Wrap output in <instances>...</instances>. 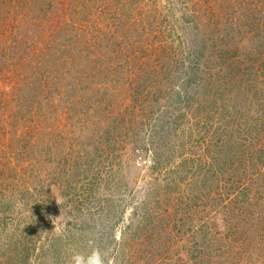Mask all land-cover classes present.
<instances>
[{
    "label": "rangeland",
    "instance_id": "374dc122",
    "mask_svg": "<svg viewBox=\"0 0 264 264\" xmlns=\"http://www.w3.org/2000/svg\"><path fill=\"white\" fill-rule=\"evenodd\" d=\"M264 264V0H0V264Z\"/></svg>",
    "mask_w": 264,
    "mask_h": 264
},
{
    "label": "clouds",
    "instance_id": "9594fccd",
    "mask_svg": "<svg viewBox=\"0 0 264 264\" xmlns=\"http://www.w3.org/2000/svg\"><path fill=\"white\" fill-rule=\"evenodd\" d=\"M75 264H85L84 258L80 256H76L74 258ZM86 264H104L102 257L99 252H93V254L88 258Z\"/></svg>",
    "mask_w": 264,
    "mask_h": 264
}]
</instances>
